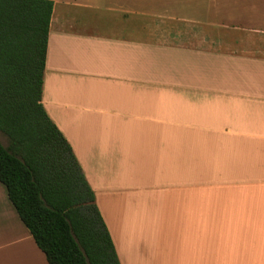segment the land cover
Instances as JSON below:
<instances>
[{
  "label": "crops",
  "instance_id": "0c3cea01",
  "mask_svg": "<svg viewBox=\"0 0 264 264\" xmlns=\"http://www.w3.org/2000/svg\"><path fill=\"white\" fill-rule=\"evenodd\" d=\"M50 1L41 104L119 263L264 264V0ZM0 264H48L1 182Z\"/></svg>",
  "mask_w": 264,
  "mask_h": 264
},
{
  "label": "trees",
  "instance_id": "16d2710c",
  "mask_svg": "<svg viewBox=\"0 0 264 264\" xmlns=\"http://www.w3.org/2000/svg\"><path fill=\"white\" fill-rule=\"evenodd\" d=\"M50 0H0V182L48 264H120L92 190L48 118Z\"/></svg>",
  "mask_w": 264,
  "mask_h": 264
},
{
  "label": "rangeland",
  "instance_id": "374dc122",
  "mask_svg": "<svg viewBox=\"0 0 264 264\" xmlns=\"http://www.w3.org/2000/svg\"><path fill=\"white\" fill-rule=\"evenodd\" d=\"M0 141H1V143H3L4 146L7 145L6 138L3 135H1V134H0Z\"/></svg>",
  "mask_w": 264,
  "mask_h": 264
}]
</instances>
